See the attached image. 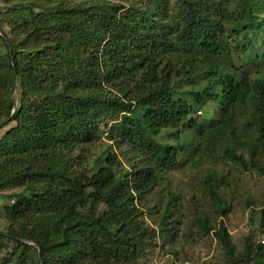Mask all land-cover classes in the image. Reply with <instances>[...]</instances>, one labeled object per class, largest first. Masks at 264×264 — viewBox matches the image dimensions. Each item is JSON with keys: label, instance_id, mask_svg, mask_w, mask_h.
I'll return each instance as SVG.
<instances>
[{"label": "trees", "instance_id": "trees-1", "mask_svg": "<svg viewBox=\"0 0 264 264\" xmlns=\"http://www.w3.org/2000/svg\"><path fill=\"white\" fill-rule=\"evenodd\" d=\"M0 5V130L9 127L0 194L13 201L0 232L3 264H140L156 233L142 205L179 161L159 138L166 131L222 144L226 157L264 175V0ZM179 82L197 85L190 99L175 91ZM207 105L213 125L189 120ZM109 122L107 136L137 158L127 170L107 151L90 171L76 152ZM241 143L249 159L237 154ZM213 235L228 264L264 257L262 243L238 257L223 222Z\"/></svg>", "mask_w": 264, "mask_h": 264}, {"label": "rangeland", "instance_id": "rangeland-1", "mask_svg": "<svg viewBox=\"0 0 264 264\" xmlns=\"http://www.w3.org/2000/svg\"><path fill=\"white\" fill-rule=\"evenodd\" d=\"M74 1L79 0H69ZM234 59H238L237 56ZM196 87L187 82L174 85L178 95L188 99L190 90ZM195 110L189 120L201 121L208 127L213 125L211 118L213 121L216 112L212 105L197 106ZM111 125L109 122L107 128L102 126L99 139L86 146L83 154L76 152L90 171L103 161L107 151L127 170L137 158L128 145L120 146L107 136ZM7 128L0 130V136ZM169 134L166 131L159 138L177 147L178 166L164 173V179L142 205L144 222L156 233L151 236V245L140 264H228L225 249L213 235L221 222L229 231L238 257H244L248 249L258 252L264 238V175L229 159L222 144L213 146L192 131L184 130L179 138ZM248 151L241 143L237 154L249 159ZM207 180L214 185L215 195ZM6 194H0V232H5L8 226L4 208L13 202ZM172 194L176 196L175 202L169 205ZM168 207L166 230L161 234L158 228ZM205 222L214 228L213 232L209 233L202 225ZM4 256L5 252H0V264ZM263 262L264 257L257 256L253 261L244 259L240 264Z\"/></svg>", "mask_w": 264, "mask_h": 264}, {"label": "water", "instance_id": "water-1", "mask_svg": "<svg viewBox=\"0 0 264 264\" xmlns=\"http://www.w3.org/2000/svg\"><path fill=\"white\" fill-rule=\"evenodd\" d=\"M10 53H12V50L10 48ZM15 81H16V74H15V78H14V81H13V89L15 88ZM13 102H14V111L16 110V101L13 99Z\"/></svg>", "mask_w": 264, "mask_h": 264}, {"label": "built area", "instance_id": "built-area-1", "mask_svg": "<svg viewBox=\"0 0 264 264\" xmlns=\"http://www.w3.org/2000/svg\"><path fill=\"white\" fill-rule=\"evenodd\" d=\"M261 243L264 244V238L261 240Z\"/></svg>", "mask_w": 264, "mask_h": 264}]
</instances>
